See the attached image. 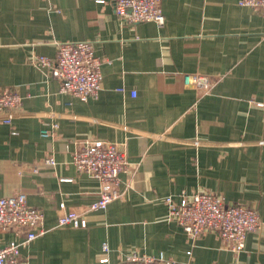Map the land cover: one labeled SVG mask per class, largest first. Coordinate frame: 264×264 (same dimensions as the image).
<instances>
[{
  "label": "crops",
  "instance_id": "crops-1",
  "mask_svg": "<svg viewBox=\"0 0 264 264\" xmlns=\"http://www.w3.org/2000/svg\"><path fill=\"white\" fill-rule=\"evenodd\" d=\"M165 22L131 23L114 0H0V86L23 96L0 121V196L27 194L49 229L21 247L31 264H118L164 254L174 264H264V234L228 248L216 231L190 237L169 218L165 197L208 190L264 218V10L240 0H162ZM91 40L103 59L97 98L80 100L32 62L58 42ZM204 74L209 89L188 85ZM58 123V128H54ZM53 131L44 136L42 131ZM119 144L131 162L123 196L90 212L87 227L58 226L83 211L100 182L72 163L77 140ZM54 155L56 165L24 169ZM22 234L0 229V245Z\"/></svg>",
  "mask_w": 264,
  "mask_h": 264
},
{
  "label": "built area",
  "instance_id": "built-area-1",
  "mask_svg": "<svg viewBox=\"0 0 264 264\" xmlns=\"http://www.w3.org/2000/svg\"><path fill=\"white\" fill-rule=\"evenodd\" d=\"M162 0H114L116 14L131 23L155 21L165 22ZM240 4L256 11L264 10V0H240ZM32 62L61 81V90L72 94L80 100L97 98L102 89L103 59L95 53L91 40L58 42L55 58L36 54ZM188 85L209 89L211 79L204 74H185ZM23 96L15 89L0 86V121L11 123L20 112ZM58 128V123H54ZM44 136L53 131L44 129ZM76 150L72 163L80 172L98 179L100 190L98 197L86 210H67L64 202L60 207L64 212L58 219V226L87 227L88 214L107 209L109 204L123 196L120 188L121 174L126 172L131 162L119 144L105 139H86L76 141ZM54 155H48L39 162H34L24 169L38 171L41 165H56ZM169 208V218L176 221L185 232L193 238L209 231H216L226 246L235 252L245 248L249 233L264 234V218L256 208L245 204H227L221 195L208 190H199L191 194L183 192L177 199L172 195L165 197ZM14 228L22 234L21 239H13L0 245V264H31L21 256V247L49 229L44 225V212L32 207L27 202L25 192L9 196H0V229ZM105 255L100 259L106 264L109 261V245L103 244ZM118 264H174L164 254L147 255L131 254Z\"/></svg>",
  "mask_w": 264,
  "mask_h": 264
}]
</instances>
